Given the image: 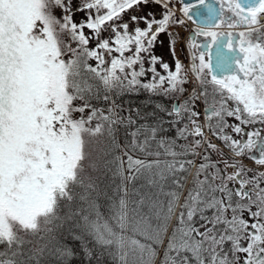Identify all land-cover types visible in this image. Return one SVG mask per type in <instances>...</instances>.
Here are the masks:
<instances>
[{
	"label": "snow or ice",
	"instance_id": "6c2138e0",
	"mask_svg": "<svg viewBox=\"0 0 264 264\" xmlns=\"http://www.w3.org/2000/svg\"><path fill=\"white\" fill-rule=\"evenodd\" d=\"M0 264H264V0H0Z\"/></svg>",
	"mask_w": 264,
	"mask_h": 264
},
{
	"label": "trees",
	"instance_id": "16d2710c",
	"mask_svg": "<svg viewBox=\"0 0 264 264\" xmlns=\"http://www.w3.org/2000/svg\"><path fill=\"white\" fill-rule=\"evenodd\" d=\"M147 95L148 94L145 93L144 96H143L141 91H140V92H136V93H128V94H126L123 97V99H125L126 101H128V100L132 101L133 102V107H135L137 104H139L140 101H143ZM149 158H151V157H149ZM102 211H106V209H102ZM31 239L36 244L40 243V238L39 237H32Z\"/></svg>",
	"mask_w": 264,
	"mask_h": 264
},
{
	"label": "flooded vegetation",
	"instance_id": "af4514ba",
	"mask_svg": "<svg viewBox=\"0 0 264 264\" xmlns=\"http://www.w3.org/2000/svg\"><path fill=\"white\" fill-rule=\"evenodd\" d=\"M232 30L235 31L236 29L233 28ZM200 39H203V37H201ZM141 93H142V95L144 96V94L147 93V92H145L144 90H141ZM245 162H246V163H250V161H248V160H246Z\"/></svg>",
	"mask_w": 264,
	"mask_h": 264
},
{
	"label": "rangeland",
	"instance_id": "374dc122",
	"mask_svg": "<svg viewBox=\"0 0 264 264\" xmlns=\"http://www.w3.org/2000/svg\"><path fill=\"white\" fill-rule=\"evenodd\" d=\"M183 57H184V55H183V53H181V58L183 59Z\"/></svg>",
	"mask_w": 264,
	"mask_h": 264
}]
</instances>
